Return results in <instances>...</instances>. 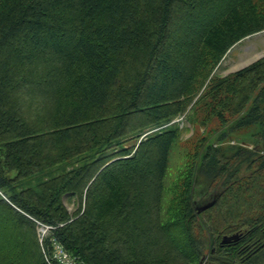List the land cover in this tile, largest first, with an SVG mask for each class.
Returning a JSON list of instances; mask_svg holds the SVG:
<instances>
[{
	"label": "trees",
	"instance_id": "1",
	"mask_svg": "<svg viewBox=\"0 0 264 264\" xmlns=\"http://www.w3.org/2000/svg\"><path fill=\"white\" fill-rule=\"evenodd\" d=\"M263 31L264 0H0V264H49L39 223L80 264H264V58L211 77Z\"/></svg>",
	"mask_w": 264,
	"mask_h": 264
},
{
	"label": "rangeland",
	"instance_id": "2",
	"mask_svg": "<svg viewBox=\"0 0 264 264\" xmlns=\"http://www.w3.org/2000/svg\"><path fill=\"white\" fill-rule=\"evenodd\" d=\"M254 37V36H253ZM264 52V34L256 35L254 38H245L240 42L236 43L224 57L222 58L221 62L216 66L214 72L212 73L213 77L215 74L220 77H226L225 75L228 72L234 71L238 67H240L243 63H247L250 60L257 57V55H261ZM210 77V78H211ZM196 116L195 123H189L186 121L184 116H181L177 119L176 122L180 124L181 135L178 142L173 146L170 154L169 166L166 170L165 176V195L163 200V209L165 215L168 214L170 211V207L173 206V203L177 201L178 194L180 193V187L183 183L181 178L182 170L184 169L185 165L187 164L188 159L186 155L189 153H194L197 150L198 144L202 143L201 141L203 138L209 137L220 129L219 122L217 120L210 121L206 126H201L204 113L200 112ZM186 116V115H185ZM236 142V141H234ZM233 142V143H234ZM232 143V144H233ZM132 145V143L128 144L127 146ZM248 147L254 148V144H249ZM65 165L58 166L55 171H49L44 175H39L34 177L31 180H26L23 182V187L27 188L29 186H33L34 184L38 183L42 180V177H50L51 175L55 176L64 172ZM205 184L203 183L202 179L197 178V181L194 186V200L195 204H197V208L204 206L207 202H209L212 198L206 197L204 198L205 194ZM68 198V197H67ZM66 198V199H67ZM208 204V203H207ZM78 209V204L72 202L68 204V210L70 212L76 211Z\"/></svg>",
	"mask_w": 264,
	"mask_h": 264
},
{
	"label": "built area",
	"instance_id": "3",
	"mask_svg": "<svg viewBox=\"0 0 264 264\" xmlns=\"http://www.w3.org/2000/svg\"><path fill=\"white\" fill-rule=\"evenodd\" d=\"M39 242L43 246L45 244L46 260L49 264H80L78 259L71 255L58 238H54L52 227L39 223L38 225Z\"/></svg>",
	"mask_w": 264,
	"mask_h": 264
},
{
	"label": "water",
	"instance_id": "4",
	"mask_svg": "<svg viewBox=\"0 0 264 264\" xmlns=\"http://www.w3.org/2000/svg\"><path fill=\"white\" fill-rule=\"evenodd\" d=\"M260 34H264V31L261 32V33L255 34V35H253V36L255 37L256 35L258 36V35H260ZM249 38H251V37H248V39H249ZM262 58H264V52L261 53V55H260V54L257 55L256 58L250 60L249 62H247V63H243L240 67H238V68L235 69L234 71H231V72L226 73L225 75H228V74L233 73V72L240 71V70H242L243 68H246V67L252 65L253 63H255V62L261 60ZM212 205H213V204H211V205L209 204V205H206L205 207H202L201 209H199V212H202V211L207 210V209L210 208V206H212ZM224 242L226 243V241H224Z\"/></svg>",
	"mask_w": 264,
	"mask_h": 264
}]
</instances>
